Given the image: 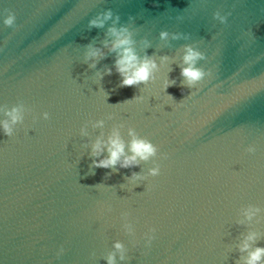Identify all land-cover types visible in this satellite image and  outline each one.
<instances>
[{"label": "water", "instance_id": "1", "mask_svg": "<svg viewBox=\"0 0 264 264\" xmlns=\"http://www.w3.org/2000/svg\"><path fill=\"white\" fill-rule=\"evenodd\" d=\"M0 264H264V0H0Z\"/></svg>", "mask_w": 264, "mask_h": 264}]
</instances>
